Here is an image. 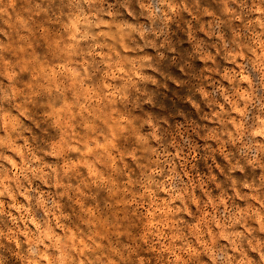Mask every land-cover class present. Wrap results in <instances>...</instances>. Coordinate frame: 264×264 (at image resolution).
Here are the masks:
<instances>
[{"label":"clouds","instance_id":"obj_1","mask_svg":"<svg viewBox=\"0 0 264 264\" xmlns=\"http://www.w3.org/2000/svg\"><path fill=\"white\" fill-rule=\"evenodd\" d=\"M0 264H264V0H0Z\"/></svg>","mask_w":264,"mask_h":264}]
</instances>
